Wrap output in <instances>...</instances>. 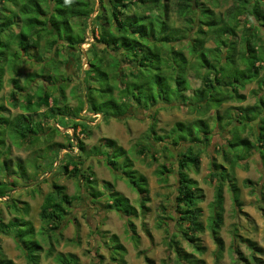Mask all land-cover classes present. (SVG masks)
I'll return each instance as SVG.
<instances>
[{
  "label": "trees",
  "instance_id": "obj_1",
  "mask_svg": "<svg viewBox=\"0 0 264 264\" xmlns=\"http://www.w3.org/2000/svg\"><path fill=\"white\" fill-rule=\"evenodd\" d=\"M9 1L4 3V0H1V4L4 5L1 8L7 13L12 10L13 20L16 18L20 21L21 16L24 25H27L29 28V33L23 35V40L20 43L21 45H19L22 54L14 59L9 70L11 75L10 82L13 86V90L9 96L14 100L15 104H18L19 94L23 96V113L15 114L14 117H8L4 114L5 106L1 104L0 135L5 133L7 138L11 135L14 138L20 137V140L24 143L26 141L32 142L33 136H36V124L41 128V134L45 135L51 132L56 135V133H61L60 130L59 132L56 131L59 129L60 124L57 119H61L68 127H72L75 133L73 137L71 134H64L70 139L67 146L53 139V144L59 150L70 147L69 151L66 152L70 158L66 160L64 157V160L61 162L63 167L61 169L63 170L59 171H64V173L75 178L82 191H86L94 200L108 192L111 200L109 207L119 212L126 211L129 216L136 215L137 211L134 208L129 211L127 210L130 208V206H126L129 202L128 199L116 191L109 192L107 182L104 184L105 188L103 190L98 189V183L96 180H93L94 173L91 165L86 167L84 163L86 161L84 159L85 156L89 159L91 153L86 152L85 142L79 135H89V131H87L89 121L86 115L83 116L80 113V110L84 111L86 104L82 94L79 93L78 99L84 107L79 109L75 106L77 110L75 111L69 106L70 103H67L69 98H67L65 89L72 82V75H70L67 69L63 68H67V64L71 60L69 54L75 55L76 59L78 57L80 59L81 57L84 60V54L87 56V50H90L97 57L101 51H103L104 55L106 50H108L107 54L119 57L120 60L117 59V61H120L117 63L119 66L118 73L119 79H122L120 82L122 89L120 91L123 92V84H126L125 98L128 100L123 99L120 95L121 100L125 101L122 105L125 108L119 114L109 112L112 116L125 115L134 105L142 104L155 107L161 101L164 104L174 103L179 100L183 91L188 89L187 75L190 68L192 70L195 69L196 74L204 73L201 76L203 87L196 90L194 93L196 98L193 96L189 99L190 102L188 103V105L194 104L190 109L198 113L196 120L191 122L179 121L168 135L159 136L158 138L153 136V139L158 142L166 138L169 139L170 143H166L164 147L176 157L178 187L176 188L175 210L180 214L175 219L174 230L181 232L194 250L204 253L205 246L202 243L200 233L205 231L206 226L202 220V210L198 205L199 200L203 197V193L202 189L198 187L197 181L189 176V172L193 167L196 169L200 168L202 147L212 141V136H210L212 127L208 119H212V110L215 108L218 111L228 100L246 101V94L240 92V89L251 83L257 85L256 88L252 89V93L256 97L255 102L241 105L235 119L232 118L233 111L228 113L227 122L229 124L235 122L230 131L233 133V138L230 140L225 139L226 143L219 144L218 147L221 148L223 156L233 155L232 159L234 161L246 159L254 149L255 144L248 136H242L240 132L246 130L248 127L255 129L256 140L259 144L258 152L264 167V36L261 35V32H264V0H235V4L230 6L229 0H178L176 13L180 17L181 24H177L180 26H175V23H179L178 19L170 17L168 0L166 2L162 0ZM97 3H99L98 8H96ZM23 4L28 5L30 9L28 10L26 6L24 8ZM130 5L135 6V12L132 16L126 14ZM96 9L98 12L97 20L92 22L91 17ZM164 13L166 19L163 18ZM137 18H140V20ZM159 22L160 25L157 24ZM89 28L91 29L90 32L94 37V41L92 42V47L83 50L81 46L86 41ZM46 30H49L52 36L48 42L44 41L43 32H46ZM192 32L195 35L194 39H190ZM240 32L242 33L241 40H238ZM172 36L179 37V42H173L175 40L171 38ZM183 40H188V48L193 57L192 60L186 57V54H183L180 48L176 47ZM209 40L214 41V47L206 45ZM239 42H241V46H238ZM45 43L49 46V49L43 52ZM97 43L102 44L101 51L96 48ZM164 45H167V48L170 50L171 62H168L162 53ZM32 48L37 50V54H29V50ZM65 50L66 52H64ZM46 52L51 53L48 59L42 56ZM1 53L2 51H0V60L3 58ZM22 57H28L26 60L34 57L36 63H43L44 70L47 71L43 75L44 81H41L39 84L44 87V93L41 96L36 95L37 98L33 93L29 92L34 80L32 81L29 75L27 76V74L36 75V72L29 71L24 76V85L20 84L19 76L21 64L24 60ZM195 59L196 61H194ZM178 61H181L183 64L178 63ZM87 62L89 69L93 70L88 76L94 80L96 71L100 70V68L89 60ZM227 62H232L231 64L234 65L233 72L230 71V66H228ZM177 63L178 65H176ZM150 64L160 73L158 81L161 83L165 79V89L164 85H162L163 83L157 86V92H154L151 87H147L145 84L142 91H139L136 87L131 88L125 77L129 76V81L135 79ZM165 69L174 72V74H166ZM0 72H3L0 74L1 93L6 88L3 67H0ZM86 74H84V82L88 91L87 95H90L93 105L91 108L87 107V112L85 113L95 112L99 114L100 111L95 107L98 99L97 96L93 95L94 91L92 90L93 85L97 86V83H92L91 78L88 82ZM55 85L57 92L54 94L50 92L49 87ZM95 90L100 91V88L96 87ZM23 92L24 94H22ZM62 93L63 95H61ZM51 94L56 99H51ZM40 108L44 109L41 117L36 121L31 120L29 113L37 112ZM48 111H51V115ZM66 111H69L74 118H70ZM215 117L217 122L222 119L220 113L216 114ZM257 119L259 120L258 127L255 125ZM51 123L52 125H50ZM54 123L58 126H55ZM12 125L16 126L17 130L13 129ZM17 134H20V136L15 137ZM4 142L5 140H0L1 145ZM107 143L111 145L108 147L107 160L102 157L107 165L111 166L114 170H119V162L113 156V151L119 144L113 139H108ZM185 144L187 146L182 147ZM170 146L175 147L177 152L174 153ZM75 147L81 149L77 155L74 153ZM147 149L144 145L138 149V153L145 154ZM242 149L243 152L240 154ZM93 151L102 152L103 148L96 145ZM148 151L151 153L152 150L148 149ZM2 153L3 148L0 149V156H2ZM151 155H154L153 151ZM3 160L5 164L1 163L0 174L5 173V178L8 180L0 181V197L6 198L0 201L9 202L13 200L15 203L7 205L13 214V217L8 221L2 215L0 207V234H3L6 230V228L1 229L4 225L13 228V224H30L31 232L35 238H33L29 249L23 244V241L17 238L19 235L15 231L16 228L10 233V236L19 241L18 246L25 250V256L31 264H39L40 256L35 253V249L41 246L36 237L37 230L34 226L33 218L30 216L31 205L21 198L16 200L14 196L18 190L17 188L25 184L23 183V178L29 175V170L25 167L24 161H21L19 163L20 168L16 169L17 166L12 165L13 159L11 157L7 159L5 156ZM0 161L2 162L1 159ZM55 162L53 160V164ZM212 166L211 178L216 179L218 183L215 188V199L211 203L212 213L208 219V228L217 247L215 258L220 260L225 250V242L221 235V230L224 224L225 188L227 184L230 185L235 205L241 208L243 202L241 200L239 185L236 182L228 181V167L216 162H213ZM58 169L60 168L58 167ZM166 171L171 170L165 165L157 169V174L161 176L162 180H166L164 177ZM18 173L23 175V177L18 178L16 176ZM122 174L125 175L124 173ZM42 181L50 182L53 188L45 196L39 213L40 219L45 223V230L42 233L44 236L47 235L49 238L53 237L57 240L58 229L61 228V224L66 221L67 216L72 211V198L56 180L45 178ZM129 183L139 193L147 191L145 176L144 178L137 179L132 177L129 179ZM32 189L36 190V186L32 187ZM91 189L93 190L91 191ZM13 190L15 192L9 197ZM11 205H13V209ZM141 206L145 207L144 199L141 200ZM166 209L164 207V212ZM164 220L163 218L159 219V227L166 225ZM69 221H73V219L70 218ZM168 226L166 228L169 231L167 245L170 250L175 252V263L183 264L185 261L186 264H205L203 260L194 259L191 254L184 250L178 235L171 233L169 223ZM128 231L132 234L136 233L132 221L128 223ZM238 239L250 251L249 254H245L239 247L234 249L240 263L264 264V248L256 240L242 235H238ZM53 250V245H51L49 253H52ZM140 253L144 255L143 252ZM61 257V262L66 264L79 263V259L73 255H70V257L61 255ZM113 259L118 260L117 257H113ZM145 259L148 263H152L148 255H145ZM0 264L15 263L11 259L0 256ZM121 264L127 263L124 260Z\"/></svg>",
  "mask_w": 264,
  "mask_h": 264
},
{
  "label": "rangeland",
  "instance_id": "obj_2",
  "mask_svg": "<svg viewBox=\"0 0 264 264\" xmlns=\"http://www.w3.org/2000/svg\"><path fill=\"white\" fill-rule=\"evenodd\" d=\"M162 1L166 2L167 0ZM6 2L10 1L4 0V3ZM168 2L170 17L178 19L179 23H175V26H180L177 25L181 24L180 17L176 13L178 0H168ZM233 4H235V0H229V6ZM3 6L0 0V30H2L0 33V51H2L1 56H3L2 60H0V67L4 68L5 76H3L4 81H6V88L0 93V105L3 104L5 106L4 114L6 116L14 117L15 114L23 113L22 104H24V98L19 94L18 104H15L14 100L9 96L13 90L9 70L14 59L22 54L19 45H21L23 35L29 33V28L27 25H24L21 16L20 21L16 18L13 20L12 10L7 13L1 8ZM23 6L24 8L25 6L28 7V10L30 9L26 4H23ZM98 6L99 3H97L96 8ZM134 7V5H130L126 14L132 16L135 12ZM97 14L96 9L91 17L92 22L97 20ZM163 18L166 19L165 13ZM137 19L140 20V18ZM157 24L160 25V22ZM90 31L91 29L89 28L86 41L81 46L83 50L92 47L94 37ZM43 33L44 41L48 42L52 38L50 31L46 30ZM193 34L192 32L190 39L195 38ZM241 35L242 33L240 32L238 40H241ZM261 35L264 36V32H261ZM171 38L175 40L173 41L175 43L179 42L180 39L174 36ZM206 45L208 47H214L215 43L213 40H209ZM238 46H241V42H239ZM44 47L43 52L49 49L46 43ZM176 47L180 48V51L186 54V57L190 60L193 59L189 52L188 40L181 41L180 45H176ZM96 48L101 51L102 44L97 43ZM169 51L167 45H164L162 53L165 55L166 60L171 62ZM107 53L108 50H106L104 55L103 51H101L97 57L90 50H87V56L83 52L84 60L81 57L80 59L79 57L76 59V56H72L70 53L71 60L68 62L67 68L64 67L63 69H67L70 75H72V82L65 89V93L67 98H69L67 103H70L69 106L72 110L77 111L76 108L80 109L84 107L78 99L79 93L83 95L87 107L91 108L93 105L91 102L92 99L90 95H87L88 91L84 82V74L87 73L86 79L89 82L91 77L88 75L93 70L91 71L89 69L88 60L98 65L100 70L96 71V77L94 80L91 78V82L97 83V86L93 85L92 90L94 91L93 95L95 97L97 96L98 99L95 107L100 112L99 114L95 112H88L86 114L87 107L83 112L80 110V113L83 116L86 115L89 121L87 124L89 135H79L85 142L86 152L91 153L89 159L85 156L84 159L86 161L84 163L86 167L91 165L94 173L93 180H96L98 183V189L103 190L105 188L104 184L107 182L109 192L116 191L121 196L127 198L129 202L126 206H130L127 210L129 211L134 208L137 212L136 215L129 216L126 211L119 212L110 208L109 204H111V200L108 192L94 200L86 191H82L75 178L64 173V171H59L63 170L61 169V162L64 160V157L66 160L70 158L69 154H66L70 147L59 150L53 144V139L67 146L70 139L64 134H71L73 137V133H75L74 129L68 127L61 119H57L60 124L58 123L59 129L56 130L57 132L60 130L61 133H56V135L51 132L45 135L41 134V128L36 124V136H33L32 142H22L19 137L20 134L15 136L19 138H14L11 135L7 138L5 133L1 134L0 140H5V142L2 145L0 144V149L3 148L2 156H0L2 160V162L0 161V165L1 163L5 164L3 158L6 156L7 159L10 157L13 159L12 165L17 166L16 169H19V163L24 161L25 167L29 170V177L24 176L23 178V183L25 184L19 186L16 192L13 190L9 197L15 192L14 196L16 200L21 198L31 205L32 210L30 216L33 218L34 226L37 230L36 237L41 246L35 249V253L40 256L39 264H66L61 262V255L69 257L73 255L77 257L79 259L78 264H121L124 260L127 264H176L174 261L175 252L170 250L167 245L169 231L166 228L169 227L168 223L170 224V232L178 235L184 250L191 254L194 259L198 258V260H203L205 264H242L239 262L234 249L239 247L245 254H249L250 251L243 243H240L238 235L252 238L264 248V167L258 152L259 144L256 140V130L248 127L246 130L240 132L242 136H248L255 144L254 149L246 159L234 161L232 159L233 155L231 154L227 157L223 156L222 150L218 146L219 144L226 143L225 139L230 140L233 138V133L230 131L235 122L233 124L227 122L226 118L228 113L233 111L232 118L235 119L237 118V112L241 105L254 103L256 97L253 95L252 89L256 88L257 85L251 83L240 89V92L246 94V101L228 100L218 111L215 108L212 110V119L208 118L212 127V133L210 135L212 136V141L202 147L200 168L196 169L193 167L189 172V176L197 181L198 187L202 189L203 193V197L199 200L198 205L202 210V220L206 226L205 231L200 233L205 250L204 253H199L193 249L181 232L174 230L175 219L180 214L175 210L176 188L178 187L176 157L164 147L166 143H170L169 139L166 138L158 142L153 139V136L158 138L159 136L168 135L179 121L191 122L196 120L198 113L190 109L194 104L188 105V103L190 102L189 99L194 96L196 90L203 87L201 76L204 73L196 74L195 69L192 70L190 68L187 75L188 89L184 90L179 100L174 103L164 104L161 101L155 107L142 104L134 105L125 115L112 116L109 112L119 114L125 108L122 105L125 103L123 99H127L125 98L127 87H125L126 84H123V92L120 91L122 89L120 86L122 79H119L118 73L119 66L117 63L120 61H117V59L120 60L119 57ZM29 54L35 55L37 54V50L35 48L30 49ZM42 56L48 59L51 53L46 52ZM27 58L25 57L21 64L20 84L24 85V76L29 71L36 72V75L27 74V76L29 75L31 77L32 81L34 80L29 92L33 93L35 97L36 95L41 96L44 93V87L39 84L41 81H44L43 75L47 71L44 70L43 63H36L34 57H31L30 60H26ZM178 63L183 64L181 61H178ZM231 63L227 62L228 66H230V71L233 72L234 65ZM165 72L166 74H174V72H170L168 69H165ZM2 73L0 72V74ZM159 75L160 73L150 64L135 79L129 81V76L125 78L131 88L136 87L139 91H142L144 88L143 85L145 84L147 87H151L154 92H157V86L162 83L164 85L165 83V79L161 83L158 81ZM55 87L56 85L49 87L51 93L55 94L57 92ZM96 87L100 88L101 92L95 90ZM113 91H115L114 94ZM168 91L170 92V90ZM120 95L123 98L122 100ZM54 98L55 96L51 94V99ZM194 98L196 97L194 96ZM43 111L44 109L40 108L37 112L29 113L30 119L36 121L41 117ZM48 112L51 115V111ZM66 112L70 118H74L69 111ZM218 113L222 115V119L219 122L215 120V115ZM258 122L259 120L257 119L255 121L257 127ZM54 125L58 126L55 123ZM12 127L17 130L16 126L12 125ZM106 138L116 140L119 144L113 151V156L119 162V170H114L105 162L108 157V147L111 146L107 143L108 139ZM96 145L102 147L103 151H93ZM144 145L153 151V156L151 155L152 151L150 153L148 149L145 154L138 153V149ZM186 146L185 144L182 147ZM170 148L174 153L177 152L175 147L170 146ZM74 151L77 155L81 149L75 147ZM242 152L243 149L240 151V154ZM82 155L84 157V153ZM53 160L56 161L55 164H53ZM213 162L224 164L228 167V181L236 182L239 185L241 189V200L243 202L241 208L235 205L230 185L227 184L225 188L224 224L221 230V235L225 242V250L220 260L215 258L217 247L208 228V219L212 213L211 203L215 199V188L218 183L210 175L213 169ZM162 165L168 166L171 170L166 171L164 175L166 180H162L161 176L157 174V169ZM143 175L147 180V191L139 193L129 183V179L132 177L135 179L144 178ZM16 176L18 178L23 177L19 173ZM45 178L56 180L61 184V187L71 196L73 202L71 213L67 216L66 221L61 224V228L58 229L59 234L57 235V240L53 237L49 238L47 235L44 236L42 233L45 230V223L40 219L39 213L45 196L53 189L50 182L42 181ZM5 180H8L5 178V173H1L0 181ZM39 183L40 185L38 186ZM34 186H36V190L32 189ZM4 199L6 198L0 197V200ZM142 199L145 200V207L141 206ZM14 203L13 200L9 202L0 201L2 215L6 221L13 217L12 210L7 205ZM11 207L13 209V205ZM164 207L167 208L165 212ZM70 218L73 221H69ZM161 218L163 220L165 218L166 225L163 227H159L158 225L159 219ZM130 221L134 223L135 234L128 231V223ZM12 226L13 228L4 225L1 228H6V230L3 234H0V256L13 260L15 264H31L25 256V250L18 246L19 241L10 236V233L16 228L15 231L19 235L17 238L23 241V244L29 249L33 238H35L31 232V225L13 224ZM50 243H52L51 245L54 248L52 253H49ZM140 252H143L144 255H141ZM145 255L151 258L152 263L146 261ZM113 257H117L118 260H114ZM183 264H186L185 261Z\"/></svg>",
  "mask_w": 264,
  "mask_h": 264
},
{
  "label": "water",
  "instance_id": "obj_3",
  "mask_svg": "<svg viewBox=\"0 0 264 264\" xmlns=\"http://www.w3.org/2000/svg\"><path fill=\"white\" fill-rule=\"evenodd\" d=\"M87 107V104L85 105V108ZM73 135H74V133H73Z\"/></svg>",
  "mask_w": 264,
  "mask_h": 264
}]
</instances>
